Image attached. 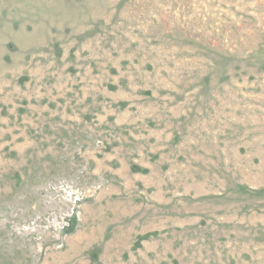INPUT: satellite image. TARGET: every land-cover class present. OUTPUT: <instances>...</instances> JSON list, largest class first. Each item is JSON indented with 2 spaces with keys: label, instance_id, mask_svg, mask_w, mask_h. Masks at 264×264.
<instances>
[{
  "label": "rangeland",
  "instance_id": "374dc122",
  "mask_svg": "<svg viewBox=\"0 0 264 264\" xmlns=\"http://www.w3.org/2000/svg\"><path fill=\"white\" fill-rule=\"evenodd\" d=\"M0 264H264V0H0Z\"/></svg>",
  "mask_w": 264,
  "mask_h": 264
}]
</instances>
